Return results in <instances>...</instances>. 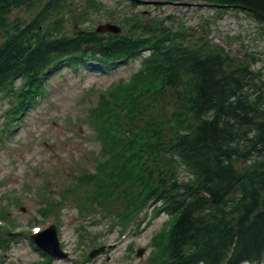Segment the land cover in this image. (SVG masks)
Wrapping results in <instances>:
<instances>
[{
	"label": "trees",
	"instance_id": "trees-1",
	"mask_svg": "<svg viewBox=\"0 0 264 264\" xmlns=\"http://www.w3.org/2000/svg\"><path fill=\"white\" fill-rule=\"evenodd\" d=\"M19 1L0 0V27ZM227 1L264 19V0ZM47 13H40L39 23L17 26L0 47V81L19 69L37 76L69 54L59 62L78 67L81 55L106 61L137 50L129 38L61 36L45 25ZM149 47L155 57L142 73L151 80L127 106L141 116L138 132L132 136L115 110L106 109L104 135L112 141L127 135L118 140L126 151L140 149L157 164L161 175L150 191L176 216L164 241L168 264H264V79L249 69H229L222 52L173 38L167 45L156 37ZM153 138L156 145L142 141ZM180 166L189 180H178ZM119 182L113 179L109 190Z\"/></svg>",
	"mask_w": 264,
	"mask_h": 264
},
{
	"label": "rangeland",
	"instance_id": "rangeland-1",
	"mask_svg": "<svg viewBox=\"0 0 264 264\" xmlns=\"http://www.w3.org/2000/svg\"><path fill=\"white\" fill-rule=\"evenodd\" d=\"M153 2L65 0L63 13L68 15L62 18L72 29L79 25L96 28L108 19L121 21L125 32L149 24L166 26L182 31L186 43L206 41L224 49L237 60L235 63H247L264 77V22L251 13L207 0ZM32 10L16 9L11 19L25 20ZM139 67L134 61L114 74L103 75L86 71V67L74 70L60 66L45 75L44 93L24 105L18 103L23 95L21 81L0 91V213L5 217L0 216V234L6 240V249L0 243V264H154L149 256L151 244L161 245L159 233L170 225L169 215L157 214L150 207L140 214L143 220L136 229L123 234L115 228L124 218L121 205L77 202L83 187L75 194L65 191L77 181L76 171L98 170L103 159L94 131L101 93L111 91L114 83L127 80ZM181 172L179 180L190 179L188 171ZM56 201L58 206L49 211L50 203ZM51 223L58 226L67 259H49L31 242L32 233ZM12 232L21 236L12 237ZM103 243L113 246L85 261L90 250ZM140 248L146 250L141 257L137 256ZM157 254L153 251L151 255Z\"/></svg>",
	"mask_w": 264,
	"mask_h": 264
},
{
	"label": "water",
	"instance_id": "water-1",
	"mask_svg": "<svg viewBox=\"0 0 264 264\" xmlns=\"http://www.w3.org/2000/svg\"><path fill=\"white\" fill-rule=\"evenodd\" d=\"M54 229H49L48 231L42 233V234H37L33 236V239H35L40 245H42V247H44L45 249L49 250L50 252H52V254L57 255V256H62L63 253L59 248L57 239H56V235L54 234ZM50 233L49 234V239L46 240H42L40 237L45 236V234Z\"/></svg>",
	"mask_w": 264,
	"mask_h": 264
}]
</instances>
